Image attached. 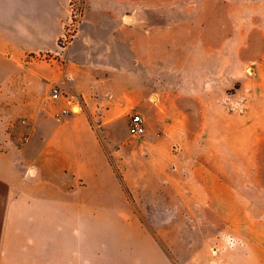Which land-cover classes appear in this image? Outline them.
Instances as JSON below:
<instances>
[{"label":"rangeland","instance_id":"rangeland-1","mask_svg":"<svg viewBox=\"0 0 264 264\" xmlns=\"http://www.w3.org/2000/svg\"><path fill=\"white\" fill-rule=\"evenodd\" d=\"M68 9L59 53L26 55L22 67L12 69V76L19 81L30 67L33 73L40 71L43 78H50L60 72L62 48L81 35L68 61L80 69L81 78L98 73L105 82L104 95L130 93L125 105L136 98L137 107L110 119L99 111L101 125L93 126L113 172V178L107 176L99 187L116 196L122 193L127 209L121 228L75 230L74 246L59 245L58 259L13 260V246L4 244L0 264H213V212L199 205L196 192L203 186L198 175L232 173L233 184L241 183L243 151L256 154L258 150L249 149V144L264 142V0H70ZM96 63L105 65V77L102 70L94 69ZM134 80L135 96L131 91ZM54 86L70 96L53 81L46 92L47 83L42 92L34 84V101L25 108L0 101L6 114L0 117V153L11 149L10 141L24 144L36 116H43L44 110L52 109L55 116L65 100L51 99ZM12 87L18 91L17 85ZM155 95L163 96L172 109L187 106L189 116L172 110L154 123L156 135L165 143L153 155L140 110L156 118V110L148 108L145 99ZM189 98L196 104L200 100L202 116ZM210 101L211 115L204 111ZM135 112L144 118L141 136L128 133L129 118ZM157 159L165 163L162 169L156 167ZM4 167L15 182L19 173L8 164ZM178 171L189 174L187 185L195 191L194 197L185 198V205H193L191 214L185 213L184 203L176 198L169 202L153 197L162 178L173 179L170 188H179ZM138 184L143 189L136 188ZM204 184L213 189V177ZM206 200L209 204L213 195ZM164 207L177 211L166 213ZM254 213L260 215L261 210L256 208ZM185 214L190 218H184ZM35 221L33 233L40 236L45 229L39 228L42 220L37 215ZM57 233L67 243L71 230ZM82 238L90 240V249L82 247Z\"/></svg>","mask_w":264,"mask_h":264},{"label":"crops","instance_id":"crops-1","mask_svg":"<svg viewBox=\"0 0 264 264\" xmlns=\"http://www.w3.org/2000/svg\"><path fill=\"white\" fill-rule=\"evenodd\" d=\"M69 1L0 0V101L25 108L34 101V84L42 92L41 88L47 83V89L43 91L46 92L54 81L85 103L83 112L60 119L54 117L52 109L44 110L43 116H36L24 144L10 141L11 149L0 153V246H13L10 258L13 260L58 259L56 251L59 245L60 248L65 245L67 249L74 246L75 230L121 228L122 213L127 209L122 203V193L116 196L99 187L107 176L113 178V172L93 126L101 125L98 121L103 116L98 114L99 111L110 119L130 107H137L136 98L133 103L125 105L124 100L130 93L104 95L102 88L105 82L98 73L87 79L81 78L80 69L73 67L69 58L72 45L81 35L62 48L60 72L52 73L50 78H43L40 71L33 73L30 67L25 68L26 72L19 76V81L12 76V69L18 65L22 67L26 55L59 53V40L69 20ZM104 67V64L96 63L94 69L102 70L105 77ZM41 80L46 83H40ZM28 83L31 87L27 88ZM112 84L117 86L115 82ZM133 84L131 91L135 96V80ZM16 85L18 91L13 90L12 86ZM145 99L147 107L157 113L153 118L140 110L146 118L148 149L155 155L165 142L156 135L154 123L168 116L172 110L183 116H189V113L187 106L183 108L180 104L172 109L161 95L151 96V101L147 97ZM189 100L196 112L203 109L200 100L198 104ZM58 107L57 111H60L68 106L62 101ZM204 111L211 115L212 101L209 109L205 106ZM5 115L4 108L0 109V117ZM199 115H203L201 111ZM151 128L154 129L153 136L149 135ZM99 132L103 133L102 130ZM248 148L258 151L253 155L250 150L243 151L241 183L233 184L232 173H226L224 177L210 173L198 175L199 184L203 186L196 192L200 198L199 205L204 208L207 205L208 211L213 212V264H264V142L249 144ZM5 164L19 173L15 182L5 172ZM163 166L165 163L158 160L156 167L162 169ZM255 169L257 171H251ZM176 174L179 188H170L173 179L162 178L158 180L160 188L153 197L168 199L169 202L176 198L184 203L185 213L191 214L193 205H185V198L195 196V191L187 185L191 179L186 171ZM211 177L213 189H207L204 182ZM125 180L132 188L126 175ZM23 184L29 187H22ZM135 187L143 189L140 184ZM138 192L143 197V190ZM212 195L213 201L206 204V198ZM256 208L261 210L260 215L254 213ZM163 211L173 213L177 210L164 207ZM35 215L42 220L38 222L42 225L39 228L45 229L40 236L33 233ZM184 216L190 218L187 214ZM130 223L135 225L134 221ZM58 230H71L67 243L59 239ZM89 241L82 238L84 249H90L92 243Z\"/></svg>","mask_w":264,"mask_h":264},{"label":"built area","instance_id":"built-area-1","mask_svg":"<svg viewBox=\"0 0 264 264\" xmlns=\"http://www.w3.org/2000/svg\"><path fill=\"white\" fill-rule=\"evenodd\" d=\"M64 38V35L62 36ZM50 97L54 101H58L61 98H63L67 104L68 107L62 108L60 111H58L55 114L56 119H60L63 116L69 115V114H78L84 111V101L79 98L75 97L73 95L67 96L64 95L62 90H60L58 87L54 86L51 89ZM145 132V123L144 118L139 113H134L130 116L129 122H128V133L130 136H141Z\"/></svg>","mask_w":264,"mask_h":264}]
</instances>
